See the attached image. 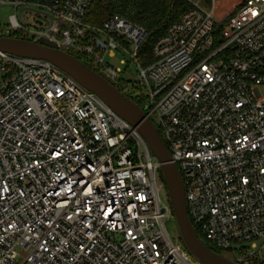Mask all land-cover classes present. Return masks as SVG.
<instances>
[{
    "label": "built area",
    "instance_id": "built-area-1",
    "mask_svg": "<svg viewBox=\"0 0 264 264\" xmlns=\"http://www.w3.org/2000/svg\"><path fill=\"white\" fill-rule=\"evenodd\" d=\"M93 1L0 0L14 8L0 38L47 39L139 100L201 242L264 262V0H186L134 86L105 56L136 61L148 34L87 24ZM0 74V264H201L166 230L161 164L136 128L47 61L0 53Z\"/></svg>",
    "mask_w": 264,
    "mask_h": 264
},
{
    "label": "water",
    "instance_id": "water-1",
    "mask_svg": "<svg viewBox=\"0 0 264 264\" xmlns=\"http://www.w3.org/2000/svg\"><path fill=\"white\" fill-rule=\"evenodd\" d=\"M0 53L53 64L95 94L114 114L136 128L154 158L161 164L159 175L169 195L179 241L201 264H236L201 242L188 217L181 174L178 167L172 163L157 127L146 117L140 106L115 87L113 80L104 73L96 72L77 57L60 51L55 43L47 39L31 42L17 38H0Z\"/></svg>",
    "mask_w": 264,
    "mask_h": 264
},
{
    "label": "trees",
    "instance_id": "trees-1",
    "mask_svg": "<svg viewBox=\"0 0 264 264\" xmlns=\"http://www.w3.org/2000/svg\"><path fill=\"white\" fill-rule=\"evenodd\" d=\"M63 1V0H62ZM190 8L186 0H94L86 16V23L93 27H101L112 16H120L131 23L142 27L147 32V38L139 49L136 61L145 68L154 62L153 48L156 42L165 35L167 29L177 21ZM7 38H17L15 35ZM83 63L92 68L91 63L78 57ZM120 92L123 90L115 86ZM138 106L143 108L139 100L131 98ZM161 135V132H159ZM205 244V243H204ZM215 253L229 256L228 260L234 261V257L228 253L205 244ZM259 264H264L260 262Z\"/></svg>",
    "mask_w": 264,
    "mask_h": 264
},
{
    "label": "rangeland",
    "instance_id": "rangeland-1",
    "mask_svg": "<svg viewBox=\"0 0 264 264\" xmlns=\"http://www.w3.org/2000/svg\"><path fill=\"white\" fill-rule=\"evenodd\" d=\"M228 8L224 4H219L218 10L215 16V20L217 21V27L219 28L220 22L223 20L222 14L227 10ZM14 13V8L7 6V5H0V30H5L9 27V17ZM34 19V16L31 15L30 21ZM116 56L110 57L105 56V63L112 66L115 69L120 68L121 74L119 75V80L122 83L128 84L130 86H134L138 83L139 77H140V69H139V63L133 59L128 54H122L119 52H116ZM121 61H125V64H121ZM92 65V64H91ZM3 82L2 75L0 74V86ZM166 230L172 240L174 242H177L178 240V227L175 218H171L165 223ZM205 242V241H204ZM206 243V242H205ZM207 244V243H206ZM212 247V246H211ZM264 256V251H263ZM226 259L230 258L226 255Z\"/></svg>",
    "mask_w": 264,
    "mask_h": 264
}]
</instances>
